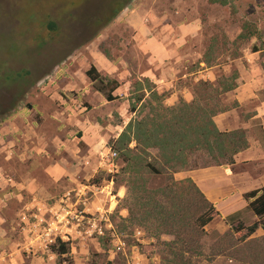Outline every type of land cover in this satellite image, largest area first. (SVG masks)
<instances>
[{
  "label": "rangeland",
  "instance_id": "rangeland-1",
  "mask_svg": "<svg viewBox=\"0 0 264 264\" xmlns=\"http://www.w3.org/2000/svg\"><path fill=\"white\" fill-rule=\"evenodd\" d=\"M2 1L0 8L11 17L42 23L41 29L32 25V35L21 36L15 32L19 26L0 14L2 75L26 67L34 77L0 83V264H56L58 258L50 250L56 238L69 242L71 264H264V229L245 235L255 221L249 207L230 222L214 210L194 204L186 209L177 201L173 204L181 207V215L169 225L154 209L155 197L147 193L161 188L167 173L142 179L144 188L136 189L123 174L119 152L117 172L107 171L108 164H101L99 157V152L114 149L112 141L131 118L152 128L165 115L182 114L188 107L195 119L196 105L208 110L231 105L219 81L234 71L238 74L236 64L246 69L245 81L253 77L246 89L248 96L258 99L248 100V106L258 103L264 97V85L258 88L257 83L264 76V50L252 48L264 40V0H228L227 5L208 0H123L122 11L98 32L84 31L79 14L91 11L99 0ZM68 6H73L69 12L74 15L64 13ZM47 13L60 16L67 27L64 34L73 35L45 36L42 19ZM243 20L254 22L261 38L244 44L241 57L223 55L218 65H199L209 37L224 34L231 42ZM91 66L118 82L112 100L86 76ZM154 73L165 86L158 92L162 101H145L130 111L132 82L147 78L156 90ZM157 152L158 148L150 149L149 159ZM188 162L192 169L213 163L203 150L190 152ZM68 191L70 200L63 198ZM71 205L83 208V218L71 215ZM64 207L69 211L67 222L63 215L58 218ZM203 212L212 214V220L194 229L191 225H197L196 217ZM187 217L192 222L184 227ZM238 222L243 229L237 228Z\"/></svg>",
  "mask_w": 264,
  "mask_h": 264
},
{
  "label": "trees",
  "instance_id": "trees-1",
  "mask_svg": "<svg viewBox=\"0 0 264 264\" xmlns=\"http://www.w3.org/2000/svg\"><path fill=\"white\" fill-rule=\"evenodd\" d=\"M2 2L3 1L0 0V5ZM63 2L65 4L66 0ZM85 2L86 0L83 3L85 4ZM208 2L210 4H228V0H208ZM83 3L81 5H83ZM81 5L75 6L76 8H79ZM124 6L125 3L123 0H99L96 7L91 11L79 14L83 17L80 24L84 26V31L89 28L96 29L98 32L108 25L113 18L122 11ZM69 7L70 6H68V9H65L64 13L70 16L74 15L69 12L70 8L74 9L73 6ZM44 9L45 8L42 4L40 10L43 12ZM0 14L9 17L11 22L10 25L19 26V28H16L15 32L17 31L21 36H25L26 33L32 35L34 33V30L31 28L32 25L41 29L38 25L42 22L37 20L36 23L35 19L27 20L21 16L11 17L3 7L0 8ZM46 16L47 19H42V29L45 36L50 37L52 34L56 35V33H59L63 37L65 36L66 38H69L73 35V33L64 34L67 27L64 26L63 21V24H61L62 18H60V16L52 17L49 16V13H47ZM26 24L27 27L24 28ZM239 27V33L231 42H228V39L224 34L211 35L205 43V48L201 59L198 60V64L208 68L220 64V59L223 55L228 56L230 59L241 57V47L244 44L249 43L252 39L256 40L261 38L260 30L254 22L243 20ZM218 42H220V44ZM39 44H41L40 40L37 45ZM98 48L108 59H110V53L107 48H103V44H100ZM252 50H264V40L261 42L260 46L253 45ZM3 70L4 67L2 66L0 69V83L1 80L14 83L18 80L34 78L32 76V70L27 69L26 67L15 71L11 68L7 70V75H2V73L5 72ZM8 71L10 73H8ZM86 76L96 85L95 89L97 91L104 93L107 100H112L114 98L111 93L119 86L115 79H111L107 75H101L94 66H91L86 71ZM237 76V72L234 71L229 78L219 81V85L222 87L221 92L236 88ZM128 93L129 107L132 112L137 110L138 104L141 106L145 101L151 100L160 102L163 97V94L157 93L153 88L152 83L147 78H144L143 80L135 79L132 82ZM147 104L149 103L147 102ZM144 106L145 104L143 107ZM193 108L194 110L199 111L194 112L195 116L198 115L195 119L190 117L193 109L188 107V109L186 108V110L183 111V115H175L179 116V118H176L175 116L167 118V115H165L164 118L157 121L156 126L152 128H146L143 125V121L131 118L117 138L112 141L114 143V150H117L123 158V174L127 179L129 178L130 184L134 185L136 189L144 188L143 181L148 176L167 173V178L163 186L154 191L147 190V193L150 194V197H155L156 200L153 204L154 209L160 213L159 216H161L166 224L168 223L169 225H173L172 222L169 223L170 220L174 222L173 219H178L177 217L181 215L178 212L181 207H177L173 204L177 201L180 204L182 203L183 205L181 206L186 207V209L188 208L187 206L194 204L196 207H202V209L205 208L208 211L214 210L212 203L206 199L202 191L190 178L176 180L173 177L174 173L181 170H187L191 167V164L188 162L190 152L203 150L204 153L212 157L213 163L204 162L201 165V167H204L211 164L221 165L223 161L230 163L233 160L231 157L233 154L248 147V141L244 130L237 129L223 132L219 131L213 123L212 117L215 114L224 111L225 108H210V110H208L199 105H196ZM132 141L134 142V146L130 147L129 144ZM152 148H158L159 152H157L156 156L149 159L151 155L150 149ZM244 197L248 201L247 207H249L254 215L258 217L257 221H254L251 225L246 227L247 232L245 235H249L253 233L259 225L264 229V187L249 191L244 194ZM168 205H171V207H168ZM207 212H203V214L196 217L197 225L194 223L191 225L194 229H198V227L201 228L212 220L213 215ZM238 214L239 212H235L227 216L226 220L233 222ZM191 222L192 219L187 217L182 221V225L188 227ZM237 228L243 229L241 222H238ZM50 250L58 258L56 264H71V260L68 258V241L56 238L54 244L51 245ZM63 255H66V257L61 258Z\"/></svg>",
  "mask_w": 264,
  "mask_h": 264
},
{
  "label": "crops",
  "instance_id": "crops-1",
  "mask_svg": "<svg viewBox=\"0 0 264 264\" xmlns=\"http://www.w3.org/2000/svg\"><path fill=\"white\" fill-rule=\"evenodd\" d=\"M254 64V72L258 73L255 77L257 78L260 73L264 74V68H260L259 73L256 63ZM235 67L239 74L236 80L237 86L233 90L226 91L231 105L215 114L212 121L219 131L244 130L248 147L233 154L230 163L223 161L221 165L212 164L173 174L176 180L190 178L212 203L214 211L218 212L221 218L245 210L248 201L244 194L264 187V97L258 103L248 106V100L253 99L255 102L258 99L253 98V95L248 96L246 89L252 85L253 77L250 75V81H245L246 69L238 64ZM154 74L153 77L158 79L153 81L156 83V91L162 92L165 89L163 81ZM257 83L258 88L264 85V76L261 77V81L257 80ZM257 219L256 216L253 218L255 221Z\"/></svg>",
  "mask_w": 264,
  "mask_h": 264
},
{
  "label": "built area",
  "instance_id": "built-area-1",
  "mask_svg": "<svg viewBox=\"0 0 264 264\" xmlns=\"http://www.w3.org/2000/svg\"><path fill=\"white\" fill-rule=\"evenodd\" d=\"M99 157L101 159V164H105V165L108 164V167L106 168L107 171H109V172H117L118 171L120 165L117 162V160H119V159H117V158H119V156H118V152L116 150H114L113 148H108L106 151L99 152ZM115 160H116V162H115ZM111 183H112V181H111ZM86 187L88 188L90 186H86ZM91 187L93 189H95L96 191L98 190V187H96L95 184L91 185ZM81 195L82 194H79V196H81ZM69 196H70V191H68L67 193H65L63 198H66V199L70 200L69 199ZM77 204L78 203L76 202V205ZM76 205H74V206L71 205V206H68L67 208H69L70 211L71 210L73 211V213L71 215H74L75 214L76 218H78V216H80L81 218H83V216H82V214H83V208L82 209H77L75 207ZM83 205H85L84 204V201H83ZM62 212H63L62 214L58 215V218H61V215H63L64 216L63 217V220L65 222H67L68 217H70V216H68L69 215V211H67L65 209V207H64V208H62ZM91 226H94V228L97 229L98 232L101 235H103L102 230L100 228H97L95 224H92Z\"/></svg>",
  "mask_w": 264,
  "mask_h": 264
},
{
  "label": "clouds",
  "instance_id": "clouds-1",
  "mask_svg": "<svg viewBox=\"0 0 264 264\" xmlns=\"http://www.w3.org/2000/svg\"><path fill=\"white\" fill-rule=\"evenodd\" d=\"M117 151V150H116ZM118 152V151H117ZM256 216V215H255ZM257 217V216H256Z\"/></svg>",
  "mask_w": 264,
  "mask_h": 264
}]
</instances>
